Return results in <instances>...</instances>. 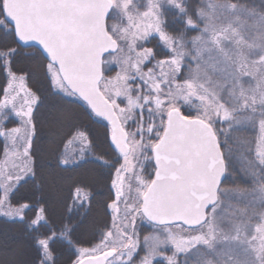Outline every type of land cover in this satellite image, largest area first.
<instances>
[{
    "label": "snow or ice",
    "instance_id": "snow-or-ice-1",
    "mask_svg": "<svg viewBox=\"0 0 264 264\" xmlns=\"http://www.w3.org/2000/svg\"><path fill=\"white\" fill-rule=\"evenodd\" d=\"M166 3L178 10L183 24L177 35L166 30L161 0H147L142 12L133 0H0V70L7 76L0 114L11 110L20 121L5 128L0 116L5 164L14 162L10 169L0 168V216L23 219L29 205H14L12 196L27 177L36 178L34 108L41 97L12 67L17 56L26 55L50 81L51 95L78 94L108 122L111 143L123 159L115 166V199L108 204L115 235L109 230L100 245L78 248L71 264H133L137 217L161 229L144 237L139 264H153L157 256L167 264H264V0H200L192 9L186 0ZM189 30L196 35L187 36ZM153 34L168 50L163 59L155 58L153 48L141 47ZM22 48L31 51L21 53ZM186 58L195 67L181 81ZM112 64L118 70L106 77ZM181 102L195 115H185ZM56 117L67 114L58 110ZM218 122L227 128L218 129ZM248 126L259 131L254 149L243 135ZM234 132L250 186H221L234 150L222 145ZM74 136L84 152L87 133L77 128ZM145 160L154 161L151 178L143 175ZM85 199L76 188L79 207ZM120 202L124 215L117 226ZM45 211L36 210L33 231L47 223ZM72 231L71 224H63L34 236L32 264H56L52 244L62 240L74 246ZM166 247L171 255L162 250ZM10 255L0 264H18L16 250Z\"/></svg>",
    "mask_w": 264,
    "mask_h": 264
},
{
    "label": "trees",
    "instance_id": "trees-1",
    "mask_svg": "<svg viewBox=\"0 0 264 264\" xmlns=\"http://www.w3.org/2000/svg\"><path fill=\"white\" fill-rule=\"evenodd\" d=\"M190 9L199 5L200 0H186ZM259 3V0H256ZM166 30L177 35L183 28L178 18V10L166 8L164 10ZM196 32L189 30L187 36ZM153 47L156 59L164 58L167 52L161 47L157 36L149 42ZM30 48H22L21 53H29ZM46 63V62H45ZM155 63V60L152 62ZM152 65V64H148ZM13 70L26 76L27 85L36 92L41 101L34 109L37 133L33 140V156L36 178L27 177L15 190L12 203H26L23 219L6 218L0 216V260L11 258L10 250L16 247L21 254L15 256L18 264H32L37 257V250L33 247V237L47 232L48 226H55L57 230L63 224L73 227L72 239L74 246H69L62 240L52 244L56 264H71L76 258V246L87 245L98 238L105 228L108 215L107 205L112 198L110 187L111 174L120 161L118 154L109 139L108 122L91 112L87 103L78 95L53 96L49 92L50 81L45 78L36 60L26 55H19L13 62ZM7 83V76L0 70V99L3 87ZM62 110L67 119L58 120L56 113ZM185 115H195V110L185 105L181 107ZM6 120L7 128L19 124V120L11 115L9 110L0 114ZM54 120L59 122L54 124ZM79 128L88 135L93 158L77 162L72 156V150L67 148L68 142L74 139V131ZM5 138L0 137V160L5 157ZM67 158V165L59 164L61 158ZM102 157L101 163L98 158ZM153 164V161H151ZM151 164V165H152ZM59 165V166H58ZM226 178L223 181L225 183ZM222 184V185H223ZM81 187L89 192V200L79 207L73 197L75 189ZM44 207L46 224L41 221L33 231L29 227L35 219L36 210ZM146 225V224H145ZM147 228L144 227V231ZM155 264H164L157 261Z\"/></svg>",
    "mask_w": 264,
    "mask_h": 264
},
{
    "label": "rangeland",
    "instance_id": "rangeland-1",
    "mask_svg": "<svg viewBox=\"0 0 264 264\" xmlns=\"http://www.w3.org/2000/svg\"><path fill=\"white\" fill-rule=\"evenodd\" d=\"M133 3L137 5V8H138L139 11L142 12V11L146 10L147 0H133ZM161 5H162L161 6V11L163 12V19H164V10L166 8H173V7H171L170 5H168L166 3V0H161ZM108 22H109V24H111V23L118 22V21H116L114 19H109ZM194 35H196V34H194ZM154 36H157V40H158L159 44L167 52V55H168V50L163 46V44L159 40L158 35H156V34H153L152 36H150L147 41L140 42L141 47L153 48L152 46L149 45L150 44L149 42L152 39V37H154ZM159 59H163V58H159ZM107 67L110 70L105 71V73H104L105 76L106 77L114 76L115 73H116V71L118 70L117 67H116V65L115 64H112V65H109ZM148 67H152V65L151 66L148 65ZM190 67H195V65L192 64V62H191L190 59H187L186 58V60L184 62V65H183V72L178 77L179 80L182 81L183 79L187 78L188 71H189V68ZM17 75H20V73H17ZM25 85H26V87L28 89H31L27 85L26 80H25ZM245 87H247V78H245ZM22 96H23V93H21V97ZM2 98H3V95L1 97V99ZM119 102H120V100L118 99V103ZM185 105L186 104H184L183 102H181V105L180 106L182 107V106H185ZM121 106L123 107L124 104L122 103ZM187 106H189L190 108H192L194 110V108L191 105H187ZM9 111L11 113V110H9ZM11 115H13L15 118H17L14 114L11 113ZM17 119L19 120V118H17ZM5 122H6V120L4 119L3 120V127L7 128L5 126ZM58 123L59 122H57V121L54 122V124H58ZM19 125H20V121H19V124L18 125H15L13 127H17ZM216 127L218 129L221 128V127L227 128V125L226 124L221 125L218 122L216 124ZM10 128H12V127H10ZM237 135L238 134L235 133V132L232 133L233 139H230L229 140V144L227 146L222 145V147H225V148L226 147H232L234 149L233 152H232V154H231V160H230V164H229V175L227 176L225 183L223 185H221L222 187L231 188V187H236L237 185H240V186H250V184H251V181L245 177L244 172L242 171V169H243V167L245 165V160H244L243 156L241 155L240 150L237 149V146H236V144L234 142V138ZM243 135L253 141L252 148L254 149L255 148L254 141L257 138V136L259 135L258 128H253L252 126H248V128L243 132ZM109 139H110V126H109ZM220 139H221V141H223L224 140V136L221 135L220 136ZM110 142H111V139H110ZM111 145H112V143H111ZM112 146L114 147V145H112ZM67 148H68V150L69 149L72 150V156L74 157V160H76L77 162L83 161V160H86V159H89V158L96 157V156H94V154H93V152L91 150L89 141H88V147L85 148L84 152L81 151V149L84 148V144H82L81 141L77 137H74L73 140H71V141L68 142ZM114 149H115V147H114ZM117 154H118V152H117ZM244 155H246L249 158H251V155L249 153H244ZM118 157L120 159L119 163H123V159H122V157L119 156V154H118ZM104 162L107 163V164H109V162H106V161H104ZM13 163L14 162L11 159H9L7 161V164H5V157H4V158H2L0 160V168H4L5 170L10 169ZM16 163H19V162L17 161ZM116 166H118V164ZM140 167H141L140 165H137L136 166V170L139 171L140 170ZM153 174H154V164L149 165V161L148 160H145L143 162V175L145 177H147V178H151V176ZM114 175H115V167H114V169L112 171L111 180H110V187H111V191H112V198L108 202V204L111 203L112 200L115 199V190L112 188V179L114 178ZM127 183L128 182L126 181V184ZM131 183L133 184V190H134V187H135L134 179L131 181ZM78 188H80L82 190L83 195L86 197V199L84 200V203H87V201L89 200V195H88L89 192L86 191V190H84L81 187H78ZM73 197L75 199V192H74ZM76 203H78V202H76ZM119 207H120L121 211L116 214L118 216V219L116 220V225L117 226L120 224L121 220L123 219V215H124V213H123V208H124L123 202H120ZM107 211H108V215H107L106 219L104 220L107 223L105 225V228H103L102 231H101V234L99 236L100 238H98L97 240H95L94 242H92L90 244L76 246V250H75L76 251V258L78 256V252H77V249L78 248L83 247V248L91 249L93 247H96L97 245H100L101 244V241L103 240L104 233L108 232L109 230H112L113 233H114V235H115V228H114V225H113V215H114V213H113V210L108 207V205H107ZM130 220H131V217H129V221ZM144 227L147 228L146 231H144ZM135 230H136V233H137L138 245H137L136 253H134L133 264H139L140 259L145 255L144 237L146 235L152 234L154 232L161 231V229L159 227L153 226V224L150 223V222H148L147 220H143L140 217H137ZM0 242H2V239H0ZM14 250H16V252H18V254H21L22 253V251H19L20 249L17 248V247ZM103 250L106 251L107 249H103ZM162 250L165 252L166 255H171V249H170V247H166V248H164ZM95 255H100V252L98 251L97 253H95ZM157 261H163L164 264H167V261L164 259L163 256H157V257H154L153 258V264H155Z\"/></svg>",
    "mask_w": 264,
    "mask_h": 264
},
{
    "label": "flooded vegetation",
    "instance_id": "flooded-vegetation-1",
    "mask_svg": "<svg viewBox=\"0 0 264 264\" xmlns=\"http://www.w3.org/2000/svg\"><path fill=\"white\" fill-rule=\"evenodd\" d=\"M149 161V165H151L152 163H151V161L150 160H148ZM153 164H154V161H153ZM154 175V174H153Z\"/></svg>",
    "mask_w": 264,
    "mask_h": 264
},
{
    "label": "water",
    "instance_id": "water-1",
    "mask_svg": "<svg viewBox=\"0 0 264 264\" xmlns=\"http://www.w3.org/2000/svg\"><path fill=\"white\" fill-rule=\"evenodd\" d=\"M32 43H34V42H32ZM78 95V94H77ZM79 96V95H78ZM86 102V101H85ZM102 118V117H101ZM104 119V118H103ZM105 120V119H104Z\"/></svg>",
    "mask_w": 264,
    "mask_h": 264
}]
</instances>
